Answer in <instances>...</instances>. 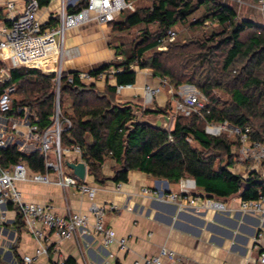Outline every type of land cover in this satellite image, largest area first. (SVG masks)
<instances>
[{
  "label": "trees",
  "instance_id": "obj_1",
  "mask_svg": "<svg viewBox=\"0 0 264 264\" xmlns=\"http://www.w3.org/2000/svg\"><path fill=\"white\" fill-rule=\"evenodd\" d=\"M38 1L41 8L51 0ZM87 2L81 0L69 12L79 11ZM201 7L206 12L195 24L204 26L211 21L223 30L198 40H175L168 43L167 51H159L168 31ZM56 23L53 20L49 26ZM152 24L156 30L145 29L129 52L123 42L111 44L116 49V59L91 70V75L98 77L116 68L121 70L115 75L116 83L134 84L137 72L131 66L135 65L151 70L154 77L167 78L173 87L193 84L209 100L205 111L209 121H228L248 130L251 140L264 143V25L238 20L235 8L219 0H138L135 11H123L110 25L114 36H118ZM6 64L0 61V75L4 71L10 75L3 87H16L8 116L27 118L43 132L54 123L59 98L61 145L81 147L88 174L97 183H127L131 171H140L170 184L191 177L200 192L224 200L236 195L257 199L264 194V177L258 171L246 172L244 176L232 170L238 165L234 151L237 142L224 134H208L205 121L197 115L186 117L173 110L177 114L173 116L170 104L143 108L118 103L114 85H107L101 93L95 82L80 81L76 71L63 73L58 90L55 72L27 66L7 68ZM69 75L73 76L72 81ZM159 116L173 119L171 129L156 128L140 119ZM65 119L71 121L70 127ZM107 159L116 162L112 176L103 173ZM18 162H24L30 172H46L40 151L23 153L11 142L1 151V165L8 168ZM15 211L16 223L25 227L22 214ZM21 262L17 257V263Z\"/></svg>",
  "mask_w": 264,
  "mask_h": 264
},
{
  "label": "crops",
  "instance_id": "obj_2",
  "mask_svg": "<svg viewBox=\"0 0 264 264\" xmlns=\"http://www.w3.org/2000/svg\"><path fill=\"white\" fill-rule=\"evenodd\" d=\"M29 0H0V24L10 25L13 17L18 16ZM81 0H51L49 5L41 7L38 17L44 28H50V22L57 20L64 4L67 10L74 8ZM13 3V8H8ZM57 25V23H56ZM54 25V26H56ZM114 36L111 25L98 23L86 24L67 32L66 48H78L79 56L65 59L62 68L65 73L90 72L103 64L116 59V49L111 45ZM28 65L37 66L54 72L59 63L54 58L45 63L44 58L32 56L21 58ZM4 62L8 63V60ZM13 62V61H12ZM135 86L121 95L116 94L117 102L143 107V89L146 84L159 85L161 78L154 77L151 70L136 68ZM116 80L100 78L95 81L97 89L103 93L107 85L113 86ZM169 92V91H168ZM162 91L155 99V107H166L173 103V97ZM17 128L13 129L4 121L1 131L9 142L18 145L23 153L39 151L36 139L28 133L30 122L27 118L14 119ZM173 119L164 122V128L171 129ZM82 161L75 153L65 156V161ZM115 160L107 159L103 166L106 176L113 175ZM71 172V170L69 169ZM34 172H30L33 175ZM50 178L56 180L51 172ZM85 181L97 188L92 195H83L76 189H62L50 183L25 181L18 183L25 200L53 207L57 214L82 212L90 215V224L70 240H63L55 233H48L45 244L50 246L47 254L41 255L34 264H133L143 256L159 254L162 248L174 251L178 260L172 264H252L260 252H264V218L257 215L238 212L226 213L179 212L174 204L150 199L142 195L144 187H166L178 189L166 179H156L140 171H131L127 183L117 190L115 182L97 183L87 173ZM93 202L107 205L105 223L113 234L128 240V249L120 250L117 243L106 245L103 236L94 229L91 214ZM17 214L12 206L0 208V260L2 263L16 264L17 257L34 255L42 243L25 227L16 223ZM258 234H262L256 241ZM164 264H171L164 261Z\"/></svg>",
  "mask_w": 264,
  "mask_h": 264
},
{
  "label": "built area",
  "instance_id": "obj_3",
  "mask_svg": "<svg viewBox=\"0 0 264 264\" xmlns=\"http://www.w3.org/2000/svg\"><path fill=\"white\" fill-rule=\"evenodd\" d=\"M137 1L88 0L85 6L74 13L69 12L63 4L57 16V25L44 28L38 17L39 1L29 0L24 10L18 16L13 17L10 25L0 24V61L11 59L16 65L31 67L21 58L24 56L44 58L45 63H49L54 58L55 63L60 64L55 70L57 74L56 84L59 90L61 78L65 73L62 68L63 61L75 58L80 54L78 48L65 47L67 32L90 23L110 25L118 19L123 11H135ZM13 7L14 4L9 3L8 8ZM261 9L264 12V4ZM176 37V30L170 29L167 36L161 40L158 50L167 51L168 43L175 41ZM32 67L38 68L37 66ZM131 67L135 69L134 65ZM120 71V69L111 68L102 72L98 77H94L90 72L80 71L78 72V78L84 83H92L100 78L115 80V75ZM72 80L73 76L69 75V81ZM5 82L0 79V208L12 206L18 209L23 216L25 228L42 243L36 249L34 255H26L22 258L21 263H16L34 264L41 255L47 254L50 250V246L45 244L48 233H55L63 240L73 239L78 232L85 231L84 229L88 227L90 215L78 212L62 216L57 214L51 206L29 202L25 200L18 183L25 181L44 184L53 183L64 190L73 188L83 195L92 196L97 192V188L73 175L66 167L65 156L75 153L82 160V149L78 145L69 148L62 147L63 122H61L58 112L53 125L43 132L39 131L37 124L28 126L29 135L37 140L39 151L45 158L46 172L30 175V170L24 162H18L8 168L1 165V151L10 143L8 137L1 131L2 123L8 121L13 129L17 128L16 120L8 116V113L12 110L13 94L16 87L8 86L4 88L3 84ZM167 84L169 85L167 78H161L159 85L146 84L143 89V108H150ZM114 86L116 93L121 95L127 90H132L135 83H115ZM169 93L173 97L176 113L186 117L197 115L205 121L208 134L212 136L226 134L227 137L233 138L237 142L234 146L235 161L239 165H248L246 172L253 171L255 166L264 164V143L251 140L248 130L234 126L228 121H209L205 114L208 98L195 85L184 83L178 87H170ZM25 111L28 112V109H25ZM64 121L68 127L71 126L69 119ZM51 172L56 174V180L54 181L50 178ZM116 187L117 190H121L122 183H117ZM142 195L150 199L174 204L179 212L192 210L195 213L214 212L232 215L242 212L264 218V194L257 199H244L240 195H236L224 200L200 192L196 181L191 177L181 179L177 190L156 186L144 187ZM108 209L111 210V207L108 208L107 205L96 202L92 203L90 210L94 218V229L103 236L106 245L117 243L120 250H126L128 249L127 238L116 237L112 230L106 226L105 218ZM261 237L262 234H258L256 241H259ZM177 260L178 257L174 251L162 248L159 254L140 257L133 264H164V261L172 264ZM252 264H264V252H260L256 258H253Z\"/></svg>",
  "mask_w": 264,
  "mask_h": 264
},
{
  "label": "rangeland",
  "instance_id": "obj_4",
  "mask_svg": "<svg viewBox=\"0 0 264 264\" xmlns=\"http://www.w3.org/2000/svg\"><path fill=\"white\" fill-rule=\"evenodd\" d=\"M195 1H197V0H195ZM219 1L226 3L230 6H232L233 8H235V10L238 13V20L249 19V20H253V21H256V22L264 25V12L261 9V7L264 4V0H219ZM205 12H206V8L201 7L188 20H186L185 22H181L175 26L174 29L177 32V37L175 39L176 42H187V41H191V40H198V39L206 38L215 32H220L223 30L222 26H219L216 23L211 22V21H209L207 24L205 23L204 26L195 24L197 19L201 18L205 14ZM145 29H148L150 31H155L156 25L152 24L148 27H146L144 25L136 27L129 32H124L121 35L118 34V36H112V39L110 42H112L111 44H113V45H117V44L119 45V43H122V42L125 43L126 52H129L131 50V48L133 47L134 42L140 37L141 33ZM6 66H7V68L20 67L19 65L14 64L11 59H9V62L6 64ZM136 68H137V66H135V69ZM39 69H41L44 72H52L49 70H44L42 68H39ZM170 87H173V86L170 84L169 85L167 84L163 87L162 91L164 90V91L168 92ZM222 97L226 98V96L224 94H222ZM208 102H209V100H208ZM169 104L171 105V108H172L171 114L173 116L177 115L173 111L174 110V108H173L174 104L173 103H169ZM67 105H68V102H67ZM57 109H58V107H57ZM57 112H58V116H59L60 120H62L61 119L62 118V112L60 110V107L57 110ZM159 118H162V116H159L157 118H154V117L142 118V117H140V119L142 121H152V122H154L156 119H159ZM56 119H57V113H56L54 121ZM167 127L168 126H166V129H167ZM224 135H226V134H224ZM230 139L234 140L233 138H230ZM247 167H248V165L243 166V165L238 164L237 166L233 167L232 170L234 172L240 173V174L245 176L246 171H247ZM253 170L258 171V173L260 175H262V177H264V164L260 165V166H255ZM248 173H249V171H248Z\"/></svg>",
  "mask_w": 264,
  "mask_h": 264
},
{
  "label": "water",
  "instance_id": "obj_5",
  "mask_svg": "<svg viewBox=\"0 0 264 264\" xmlns=\"http://www.w3.org/2000/svg\"><path fill=\"white\" fill-rule=\"evenodd\" d=\"M0 79L4 81H8L10 79L9 73L7 71H4L2 75L0 76ZM59 107H60V104H59V98H58V109ZM170 120H171L170 117L164 116L162 118L156 119L154 122L145 121V123L153 127H156V128H160V127L164 128V122L169 123ZM65 163L67 167L71 170V173L73 175L77 176L81 180L86 179L88 169H87V164L84 161L71 162L69 160H66Z\"/></svg>",
  "mask_w": 264,
  "mask_h": 264
}]
</instances>
